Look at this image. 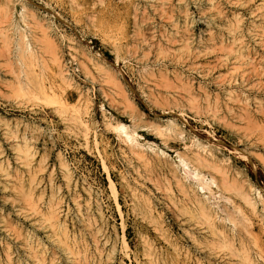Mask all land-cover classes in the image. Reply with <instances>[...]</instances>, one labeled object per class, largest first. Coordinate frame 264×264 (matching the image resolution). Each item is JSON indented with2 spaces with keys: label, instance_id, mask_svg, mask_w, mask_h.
<instances>
[{
  "label": "rangeland",
  "instance_id": "obj_1",
  "mask_svg": "<svg viewBox=\"0 0 264 264\" xmlns=\"http://www.w3.org/2000/svg\"><path fill=\"white\" fill-rule=\"evenodd\" d=\"M72 1L0 0V115L12 123L8 138L0 127L4 159L9 158L12 167L16 166L10 143L15 136H26V132L47 165L43 175L49 178L52 170L55 184L65 193L67 206L74 209L62 176V155L81 195L86 198L83 188L91 189L92 202L98 203L105 215L104 235L109 246L115 248L112 264H150L144 255L145 238L153 242L159 264L163 263L162 258L166 264H246L244 250L264 264V218L241 198L237 185L245 184L248 195L256 197L258 209L264 214V200L260 201L254 190H259L264 198V1L215 0L216 10L209 9L206 0ZM217 10L233 18L231 21L239 18L241 28L238 34L234 31V36H243L238 44L248 46L253 62L234 59V53L226 47L232 46L234 36L229 32V22L215 17ZM184 12L189 14L187 22ZM12 19L18 33L9 28ZM45 25L50 28V36L42 32ZM179 29L191 35V54L177 41ZM20 33L30 39L32 47L24 68L29 70V82H25L15 55V39ZM55 54L61 56L82 94L55 77ZM89 55L111 70L151 125L142 129L133 121L122 103L123 96L97 72ZM35 87H44L49 99L36 96ZM229 90L235 92L227 94ZM86 99L91 105L89 113L84 114L91 128L87 140L74 120L78 109L84 111ZM104 114L111 126L106 124ZM116 123L125 124L130 132L140 136L139 142L145 145L153 164V148L167 152L168 161L173 163L178 160L177 152H186L187 144L205 159L211 151L216 160L225 161L227 176L218 174L205 162L198 165L219 184V188L211 187L208 194L219 215L227 219L223 223L224 234L234 240L230 242L234 245L225 242L221 233L212 234L214 229L208 219L179 210L183 194L167 167L156 163L148 170L144 160L130 150ZM175 124L184 131L185 141L180 138L182 130L175 133ZM196 143H202L199 147L205 152ZM189 181L197 182L192 178ZM169 187L173 189L171 194ZM2 193L0 189L4 218L34 231L18 217L11 201L5 202L10 195ZM138 199L142 204L145 199L150 200L156 215H162L167 228L165 236L138 210ZM72 214L70 224L81 230L73 219L74 210ZM37 231L49 247L44 233ZM187 233L199 238V245ZM123 237L128 249L123 246ZM0 244L2 248L10 245L18 249L7 235L1 236ZM58 254V262L67 264V257Z\"/></svg>",
  "mask_w": 264,
  "mask_h": 264
},
{
  "label": "bare ground",
  "instance_id": "obj_2",
  "mask_svg": "<svg viewBox=\"0 0 264 264\" xmlns=\"http://www.w3.org/2000/svg\"><path fill=\"white\" fill-rule=\"evenodd\" d=\"M15 1H19V0H15ZM74 1L72 2L74 3ZM206 2L209 9L216 10L215 0H206ZM75 5L77 6V4ZM23 8L24 9L22 10L25 11V5H23ZM7 13L8 11H6V14ZM27 13H29V11ZM184 13H183L184 18L185 21L187 22L189 21L188 20L189 14L188 12L187 13L184 12ZM214 13H215L214 14L215 17L224 20V22L225 21L229 22V26H230L229 32L231 35L233 34L234 36L235 32L237 34L239 33L240 30L238 29L241 27H239L240 21L238 17H235L236 21H231L233 20V18L230 19L227 15L223 14L221 10H217ZM33 16L36 15L34 14ZM25 18L26 17H24V19ZM38 21L39 19L36 20V22ZM211 22L215 23L213 18L211 19ZM233 22H235L236 25H234ZM44 27H46V25ZM47 27L46 29H43L42 32L45 33L47 36H50L49 31H47L50 28L47 29ZM9 28H11L14 31V33L15 32L18 33L19 28L16 25L14 19L11 20ZM261 32H262L261 36L263 38V43H264V29H262ZM178 33H179V39L177 41H179L180 44H182L186 48V50L191 54V52L193 51V49H191L193 48L191 45L192 43L191 35L188 34L183 29H179ZM237 34L233 37L234 39L232 38L234 42V43L232 42V46H226V47L227 48L230 47V49L235 55L234 59H236L238 62H240V60L253 62V59L248 54L249 52L248 46L246 45L240 46L238 44L243 36L242 35L238 36ZM27 38L28 37L25 36V34L24 35L21 34L15 39V44H16L15 55L16 58L18 59V62L20 63V66H22L23 68L22 70H23V74L25 75V82L27 81L29 82L30 80V74L28 73L29 70L27 72L26 70H24V68L26 65L25 62H27L28 60V55L32 50L31 43H29L30 39ZM168 40H170V38H168ZM222 43L223 40H221V44ZM234 44L238 46L235 47ZM224 49L226 50V48ZM55 55H56L54 58V62L56 66L54 72L55 77H57L59 81L64 83L66 87L75 88L80 94H82V90H80L78 84L73 80L71 75L67 72V68L65 67L64 62H62L61 56H59V54H55ZM89 56H91L90 62L92 63V65H94L97 72L101 74L109 82H111L112 85L116 87L119 95L123 96L121 97L123 98L122 103L124 104L125 108L129 111V114L131 115L133 121L137 122V125L142 129L148 127L150 122L146 121L145 115L139 111L136 103H134L128 97V95L126 94L123 88L122 83L119 82L118 78L113 76V74H111V70L108 67H106L105 64H103L101 61L93 57V55H89ZM35 85L39 86L37 82ZM35 89L36 90L38 89L36 96L42 98L43 100L49 99L47 93L48 91L44 87H39V88L35 87ZM226 92L227 94H231L235 91L229 90ZM52 102L57 103L56 100H52ZM83 107H84V111H79L78 109L77 114L74 116V120L78 122L82 127L85 139L87 140L88 135L91 133V128L88 122L84 120V114L89 113V110L91 108L89 100L86 99V102H84ZM105 115L106 114H104L106 124L111 126L112 125L111 120ZM11 124H12L11 120H8L0 115V127H2L3 130L5 131L4 135L6 136V138H8L7 135L10 131ZM116 124H117L116 128L119 129L121 135L124 136V141L127 142V144L130 146L129 147L131 148L130 150H132L134 154H136L138 157L144 160V163L147 166L148 170L151 171L153 165H155L156 163L160 166L164 165L165 167H167L168 172H170L173 177V183L175 181V184L178 186L179 191L183 194V198L182 199L180 198L179 210L181 212L184 210H189L194 215L208 219L210 221V225L214 229V232H212V234L216 236L221 233L220 237L225 242L229 241V244L232 245L233 242L232 243L230 242L234 240L231 239L229 240V238L226 237V235L224 234L226 233V231L224 230L223 223L226 218L224 219L219 215L217 205L214 202H212L213 198L210 196V194H208L209 192L210 193L212 192L211 187L219 188V184L215 178L209 179L207 175L204 174L202 170L199 169V165H198L201 162H205L208 167L213 168L218 174L221 173L222 176H227L226 175L227 165H225L224 163L225 161L219 162L218 160H216L215 156L213 155V153H211V151L209 153L208 158L205 159L202 157L199 151H194L190 147H188L190 145L185 144L186 145L185 147L187 149L186 152L191 150L192 151L189 154H186V152L185 153L177 152L178 160L173 163L168 161L167 158L169 155L167 152H165L164 150L153 148L154 157L156 155V160L155 163L153 164L154 160H150L148 158L149 156L147 157V153L145 152L146 151L145 145L139 142L140 136L135 131L130 132L129 127L126 126L125 124L123 123H116ZM174 129H175L174 130L175 133L178 130H182L176 124L174 125ZM183 133H184L183 130L179 132L180 138H182V140L185 141ZM25 134L27 136L26 132ZM19 136L13 137L12 140L10 139L11 141H13V144L10 143V145H12L11 151H14L13 159H15L16 161L15 163L16 166L14 165L15 167H12L9 158L4 159V155L6 153L5 150H3L2 145L0 143V189L3 191V193L7 192L10 195L8 199H6L5 197V202L9 203L10 200L12 206L16 208L15 211L18 217L23 218L25 221H27L29 223L28 226L30 225L31 227H33L34 231L33 229L31 230L25 227L24 224L22 225L20 221H19L20 224L16 222H15L16 224L12 223V221L10 222L8 219L7 221L4 218L3 213H1L0 211V220H1L0 223H2V226L0 225V241H1V236L7 235L15 244L17 243V248H18L14 250L12 247H10V245H8L7 247L3 246V248L0 246L2 250V253L0 251V264H60L61 262L60 263L58 262L59 258L56 257L58 253L59 254L62 253L63 255H65L67 257L66 261H68L71 264H112V259L114 258V254H115V248H113L114 246L112 247L109 246V239L104 235L103 226L106 224V218L100 205L98 203L92 202L91 189L86 187L83 188L86 198L81 195L78 189L77 180L74 179V174L69 163L62 155H60V167L63 174L62 176L66 185V189L69 192L68 194L69 200L71 201V203H73L74 209H72L70 206H67L66 204L67 198L64 195L65 193L62 194L61 188L55 184L53 173L51 174L52 170L49 174L50 175L49 178H46L43 175L44 174L43 171H45L47 165L45 164L43 157L40 156L41 157L40 158L38 156V150H36L35 147L36 144L34 145L35 142L33 143L32 140L33 138L30 139L28 137L29 138L28 139L25 135L20 137ZM200 144L202 143H198V144L196 143L198 149L202 148L201 146H200L201 148L199 147ZM10 145H8V147H10ZM151 147L152 146H150L149 148ZM201 150L204 151L203 148ZM162 158H164L165 161H163ZM191 178L193 180H196L197 182L191 183L189 181ZM165 179L170 183V185H172V181L169 180L168 177H166ZM237 185H239L238 189L241 198L247 202V204L253 209L255 213L259 214V216H263L264 218V214L260 213L258 209L257 206L258 201L256 197H252L248 195V190L245 187V184H243V182L240 183L238 182ZM252 188L253 186L250 184V189ZM113 190L116 196L114 187ZM168 190H170V194L173 191L171 187H169ZM254 190L257 195V198H259L260 201L263 202L264 198L260 193V191L255 188ZM141 199H143V197H141ZM136 204L137 207L139 206L138 210L144 212L146 216L150 218L151 222L156 224L157 230L160 233H162L161 235L167 234L166 233L167 228L165 224L166 222L161 217L162 215L161 216L159 214L156 215V213L154 212V210L156 209L154 208V205L153 203H151L150 200L145 199V202L142 204L138 199L136 200ZM73 210L75 214L73 219L77 221L79 226L81 225L80 226L82 227L81 230L78 229L76 230L75 226H72L70 224L69 218L73 215L72 214ZM240 210L241 209H239L238 211ZM241 213H243L242 210ZM156 226H154V228H156ZM35 230L44 233L45 235L44 237L49 241L48 243L50 244L51 248L50 246L48 247L47 245H45V243L42 242L43 239L39 238L38 235L39 233L36 234ZM246 230L247 232L249 231L247 228ZM187 235L189 234L187 233ZM189 236L190 239L192 238L194 242L198 243L199 238H196V236H194L192 233ZM168 239L166 238V240ZM239 242L241 243V241ZM122 243L125 249L129 248L128 243L124 237ZM152 243L149 241V239L145 238L144 255L147 257V260L148 262H150V264H159L158 258L160 259V257H158L157 250ZM170 244L171 246H174V249L176 251H178L177 246L172 244V241H170ZM90 246H94L93 249H91ZM241 250H243L242 247ZM244 251L245 252L243 251L241 252H243L242 256L245 257L246 259L245 260L246 264H260L258 262L259 259L257 260L255 257L250 255L251 253L247 254L246 253L247 250ZM162 259H163L162 264H166V260L164 258ZM68 262L67 264H69ZM173 264L176 263L173 262Z\"/></svg>",
  "mask_w": 264,
  "mask_h": 264
}]
</instances>
